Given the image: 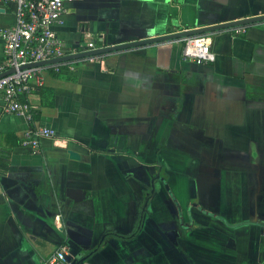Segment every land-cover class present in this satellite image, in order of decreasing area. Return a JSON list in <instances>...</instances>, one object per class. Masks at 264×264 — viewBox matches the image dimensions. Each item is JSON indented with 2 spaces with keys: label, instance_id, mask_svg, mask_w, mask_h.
<instances>
[{
  "label": "crops",
  "instance_id": "crops-1",
  "mask_svg": "<svg viewBox=\"0 0 264 264\" xmlns=\"http://www.w3.org/2000/svg\"><path fill=\"white\" fill-rule=\"evenodd\" d=\"M15 11L0 0V29ZM261 15L264 0H72L56 31L97 48ZM244 26L208 32V64L172 39L47 72L31 122L0 96V264L61 245L92 264H264V20Z\"/></svg>",
  "mask_w": 264,
  "mask_h": 264
},
{
  "label": "built area",
  "instance_id": "built-area-1",
  "mask_svg": "<svg viewBox=\"0 0 264 264\" xmlns=\"http://www.w3.org/2000/svg\"><path fill=\"white\" fill-rule=\"evenodd\" d=\"M16 5L15 22L0 29L3 42V56L0 62V96L2 111L18 113L28 121L32 120L36 109L28 100L36 86H42L47 72L70 74L77 70V64L90 57L63 59L57 62L38 65L42 61L64 58L95 48L93 41L87 46L68 47L60 38L56 27L62 21L66 2L72 0H1ZM244 32L245 26L236 27ZM182 43L181 54L184 58L199 64L212 63L215 55L211 49V35L208 32L187 35L173 39ZM23 96V98H21ZM49 127L28 129L21 144L33 150L39 147V137H51ZM40 264H71L66 245L56 248Z\"/></svg>",
  "mask_w": 264,
  "mask_h": 264
},
{
  "label": "water",
  "instance_id": "water-1",
  "mask_svg": "<svg viewBox=\"0 0 264 264\" xmlns=\"http://www.w3.org/2000/svg\"><path fill=\"white\" fill-rule=\"evenodd\" d=\"M262 20H264V15L254 16V17H249V18H243L240 20H234V21H230V22H224V23L215 24L212 26H205V27H200V28H193L190 30L173 32V33L165 34L162 36H156V37H152V38H145V39L134 40V41H129V42H120V43H115V44L104 45L106 40H103L105 42L102 43V46H99L95 49H91V50L81 52L78 54H74V55H69V56H66L64 58H55V59H51L49 61H42V62H39L37 64L38 65H44L47 63L57 62V61H60L63 59H75V58H81V57L100 56V55H105V54H108L111 52L126 50V49L144 46V45H148V44H153V43L161 42L164 40H172V39H176V38H181V37H184L187 35L204 33V32H212L215 30L233 27V26L248 25V24H252L255 22L262 21ZM153 183H154V179L152 180V185H151L149 191L146 192V200L144 202L143 212H144L146 205L148 203V200H149V198L153 192V189H154ZM143 212L141 215V221L144 217ZM93 252H94V250L89 251V252H80L79 254L74 256V258H72L71 264H92L91 262H89V258L93 254ZM69 258L71 259L70 256H69Z\"/></svg>",
  "mask_w": 264,
  "mask_h": 264
},
{
  "label": "trees",
  "instance_id": "trees-1",
  "mask_svg": "<svg viewBox=\"0 0 264 264\" xmlns=\"http://www.w3.org/2000/svg\"><path fill=\"white\" fill-rule=\"evenodd\" d=\"M54 75H56V74H54ZM67 77V76H66ZM40 87H42V86H36L35 88H34V90H36V89H39ZM21 98H23V96H21ZM38 113V111L37 110H33V117H32V120H33V118L35 117V115ZM31 120V121H32ZM30 121V122H31ZM7 153L6 152H2V151H0V171H4L6 168H7V166H8V158H7Z\"/></svg>",
  "mask_w": 264,
  "mask_h": 264
}]
</instances>
